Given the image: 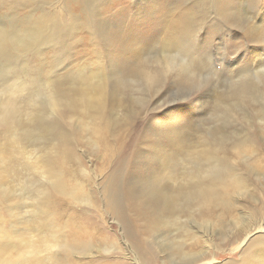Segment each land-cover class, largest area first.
<instances>
[{"label": "rangeland", "instance_id": "374dc122", "mask_svg": "<svg viewBox=\"0 0 264 264\" xmlns=\"http://www.w3.org/2000/svg\"><path fill=\"white\" fill-rule=\"evenodd\" d=\"M0 37V264H264V0H0Z\"/></svg>", "mask_w": 264, "mask_h": 264}, {"label": "bare ground", "instance_id": "6f19581e", "mask_svg": "<svg viewBox=\"0 0 264 264\" xmlns=\"http://www.w3.org/2000/svg\"><path fill=\"white\" fill-rule=\"evenodd\" d=\"M2 37H0V40ZM105 98V97H104ZM105 103V99H100L98 102L99 112L102 111L103 105ZM101 113V112H100ZM59 161L56 158H51L47 161V168L51 172V175L54 179V187L59 189L60 191L65 188V183L63 181L62 176L59 174ZM226 182L224 179L217 178L214 180V183L209 184L206 187L205 195L209 196H222L225 190ZM66 190V189H65Z\"/></svg>", "mask_w": 264, "mask_h": 264}, {"label": "snow or ice", "instance_id": "6c2138e0", "mask_svg": "<svg viewBox=\"0 0 264 264\" xmlns=\"http://www.w3.org/2000/svg\"><path fill=\"white\" fill-rule=\"evenodd\" d=\"M134 0H131V3H133ZM79 45L74 46L72 48L69 49L67 55L69 57H71V59L68 60L66 67H71L72 63L74 62V60H84V59H97L99 60V56L97 51H93V52H79ZM184 104H194L195 101L194 100H186V101H181Z\"/></svg>", "mask_w": 264, "mask_h": 264}]
</instances>
